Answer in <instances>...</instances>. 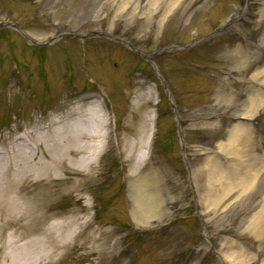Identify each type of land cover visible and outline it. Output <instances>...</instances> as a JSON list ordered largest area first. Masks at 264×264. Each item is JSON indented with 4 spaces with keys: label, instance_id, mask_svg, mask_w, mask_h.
I'll return each instance as SVG.
<instances>
[{
    "label": "rangeland",
    "instance_id": "rangeland-1",
    "mask_svg": "<svg viewBox=\"0 0 264 264\" xmlns=\"http://www.w3.org/2000/svg\"><path fill=\"white\" fill-rule=\"evenodd\" d=\"M237 48L249 71L232 68ZM82 97L107 119L110 145L95 178L67 175L82 184L56 210L91 222L54 264H264V234L249 231L264 205V0H0V144ZM148 113L168 194L165 216L146 226L121 149L141 141ZM242 126L249 140L225 148ZM213 153L233 172L214 209L195 175ZM243 167L254 185L229 191Z\"/></svg>",
    "mask_w": 264,
    "mask_h": 264
},
{
    "label": "bare ground",
    "instance_id": "bare-ground-1",
    "mask_svg": "<svg viewBox=\"0 0 264 264\" xmlns=\"http://www.w3.org/2000/svg\"><path fill=\"white\" fill-rule=\"evenodd\" d=\"M166 17L167 13L161 21ZM248 53L241 48L232 51L234 70L251 69L252 62L246 57ZM89 106L90 98L82 97L72 107L58 110L47 123L38 122L23 135L13 139L7 137L0 144V264H54L62 259L72 240L90 227V219L82 222V211L59 212L55 208L62 195L77 191L82 184L81 180L72 181L67 177L70 171L86 173L87 179L95 178L92 171L110 145L107 119ZM253 112L251 116L256 113ZM149 114L141 141L130 142L121 149L124 160L134 162L130 185L132 213L135 220L146 226L165 216L168 194L162 172L152 164L153 132ZM243 139L249 140V128L235 127L225 148H232ZM223 147L219 146L220 149ZM220 164L213 153L195 171L196 176H203L197 187L200 191L206 189L205 197L213 209L219 203L217 185L224 179H232L233 175V172L222 170ZM241 170L239 180L229 191L239 186L245 193L254 185L256 177L251 178L254 174L244 167ZM56 178L69 186L55 189L52 182ZM199 195L200 200H206ZM85 204L91 206L89 200ZM249 231L257 239L262 232L264 234V205ZM104 236V233L100 234V238ZM104 245L100 247L101 252L105 251ZM116 246L117 243L109 245L110 255L114 254Z\"/></svg>",
    "mask_w": 264,
    "mask_h": 264
}]
</instances>
